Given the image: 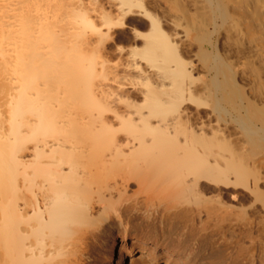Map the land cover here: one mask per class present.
<instances>
[{
	"label": "bare ground",
	"instance_id": "6f19581e",
	"mask_svg": "<svg viewBox=\"0 0 264 264\" xmlns=\"http://www.w3.org/2000/svg\"><path fill=\"white\" fill-rule=\"evenodd\" d=\"M138 253L264 264V0H0V264Z\"/></svg>",
	"mask_w": 264,
	"mask_h": 264
},
{
	"label": "rangeland",
	"instance_id": "374dc122",
	"mask_svg": "<svg viewBox=\"0 0 264 264\" xmlns=\"http://www.w3.org/2000/svg\"><path fill=\"white\" fill-rule=\"evenodd\" d=\"M150 220H152V219H150ZM155 219H153V223H155V225H156V227H157V225H158V227L157 228H160L161 229V231H163V233H164V237H163V240L162 241H164L166 238H168L169 236H174V237H178L179 235L181 236L182 235V237L183 236H186V226L184 225V224H182V223H179L176 219L175 220H173V219H165V220H162V218H158L156 221H158V222H155L154 221ZM163 222H162V221ZM162 227V228H161ZM166 233V234H165ZM185 234V235H184ZM178 235V236H177ZM186 238H188V235H187V237ZM192 242H193V240H191ZM191 245H193V243H191ZM206 251V252H205ZM204 251V253H203V257L205 258L204 259V261L205 262H209V260H210V257H209V255H210V253H209V248L208 249H206ZM143 252V251H142ZM145 253V252H144ZM206 253V254H205ZM205 255H206V257H205ZM140 255H139V253L136 255V257H128L127 259H126V264H132L133 262H131V259H133V258H137V257H139ZM148 262H151L152 264H173V263H165V261L164 260H153V261H148Z\"/></svg>",
	"mask_w": 264,
	"mask_h": 264
}]
</instances>
